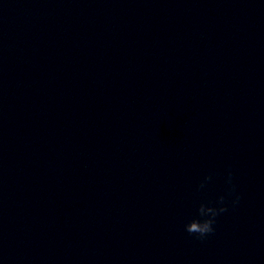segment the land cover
Wrapping results in <instances>:
<instances>
[{
    "label": "clouds",
    "instance_id": "9594fccd",
    "mask_svg": "<svg viewBox=\"0 0 264 264\" xmlns=\"http://www.w3.org/2000/svg\"><path fill=\"white\" fill-rule=\"evenodd\" d=\"M212 178L213 174L209 173L198 187L203 189ZM226 184L227 188L224 194L219 195L215 201H201L196 208L195 215L184 224V231L190 236L198 240L206 239L215 232L214 226L217 217L228 211L229 205L234 207L239 203L241 197L236 190V185L233 182V173L230 169L227 172Z\"/></svg>",
    "mask_w": 264,
    "mask_h": 264
}]
</instances>
